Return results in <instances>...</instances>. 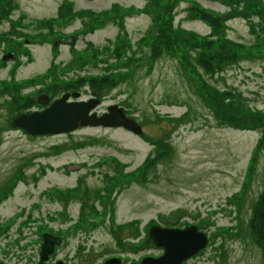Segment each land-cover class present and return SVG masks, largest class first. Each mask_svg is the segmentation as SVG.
I'll return each instance as SVG.
<instances>
[{"label": "rangeland", "instance_id": "rangeland-1", "mask_svg": "<svg viewBox=\"0 0 264 264\" xmlns=\"http://www.w3.org/2000/svg\"><path fill=\"white\" fill-rule=\"evenodd\" d=\"M164 1L12 0L0 19V226L18 206L62 204L48 197L59 189L76 213L86 189L105 187L106 215L88 193L97 224L69 237L84 241L75 264L154 256L150 226L191 224L206 244L184 264H264V7L249 4L264 0ZM63 93L97 99L96 113L114 103L141 132L12 123ZM5 235L0 257L23 264Z\"/></svg>", "mask_w": 264, "mask_h": 264}, {"label": "water", "instance_id": "water-1", "mask_svg": "<svg viewBox=\"0 0 264 264\" xmlns=\"http://www.w3.org/2000/svg\"><path fill=\"white\" fill-rule=\"evenodd\" d=\"M71 36L65 38L70 41ZM56 42V41H55ZM67 94L63 93L58 98L52 99L48 105L28 113H18L12 117V123L22 128L28 134L55 133L71 130L78 125H110L123 126L133 132L140 133L141 129L136 121L126 116L122 107L109 104L103 113L96 114L94 111L88 113L97 104V99L92 97L83 100H66ZM48 96L41 94L37 101L44 103ZM148 237L152 243L162 250L157 256H145L140 259L139 264H179L182 260L196 252L206 243V236L202 231H196L194 225L184 228H159L150 226ZM47 236L41 245L39 261L45 258L51 248L46 244ZM118 257H108L105 264H116ZM0 264H3L0 261Z\"/></svg>", "mask_w": 264, "mask_h": 264}, {"label": "flooded vegetation", "instance_id": "flooded-vegetation-1", "mask_svg": "<svg viewBox=\"0 0 264 264\" xmlns=\"http://www.w3.org/2000/svg\"><path fill=\"white\" fill-rule=\"evenodd\" d=\"M107 106L108 105L105 106V110ZM95 108L93 109V111H95ZM105 110H103L100 113H103ZM100 113H96V114H100ZM133 119L136 121L135 118ZM51 184L52 183H48L45 187H43V190L41 189V191L48 193L46 189L51 188V186H55ZM114 187L115 186H113L112 190L114 189ZM98 190H99V187L92 188L91 190L86 189L84 193L85 196H83V198L79 197L78 199H76L77 202H80L76 213H70L68 209L69 205L66 201L67 200L69 201V199L71 198L68 197V194H65V192H62L61 189H59V191L53 192V195L49 194L48 196L50 198H53L54 196L58 194V198L61 199L62 204L59 203L58 206L54 207L53 209H48L44 207L43 200L41 201L36 200L37 202H31L30 204L32 205H27L26 207H23L21 211L18 206L14 210V212L9 214V216L6 218V221L3 222L0 226L3 228L6 234L4 238L5 240H7V242H5L4 246H7L8 244H10V246H19L18 251L20 252L21 258L23 259L22 261L23 264H75L77 260V256H78L76 254L78 253L77 251L84 250V246L81 247L83 243L81 245L80 242H84V241L77 239L75 240L74 247H71V245L69 244L70 243L69 237L72 238L74 236L75 230H78L75 233L76 235H79L77 232H81L84 228H87V229L89 228L91 230L92 228L89 225L92 220H95V222H93L94 227L97 224V221H96L97 219L91 216L89 217V215H91V212H88V209L85 208L86 206L85 199L87 198L86 196L88 195V193H91V194L93 193L94 195L97 193L98 195L95 201L94 200L92 201L91 208L95 212L97 211L96 213L101 212V216L106 215V204L108 205L109 201L105 199V197H103L102 195L104 193L107 194V189H105V187L103 188L104 193L99 192L101 191V189L99 191ZM112 190L110 189L109 195ZM100 196H102L103 198L101 199ZM80 199L81 201H79ZM98 201L99 203L97 206ZM113 202H114V198H113ZM72 204H73V201H72ZM97 207L99 208V210H97ZM85 209L87 211H85ZM16 210H19L20 213L14 214ZM4 218L5 217L1 216L0 220H5ZM8 220H11L13 222L9 223ZM172 226H174V228L181 227L180 225L179 226L172 225ZM126 229L128 228L126 227ZM124 230L122 231L119 229V234L122 235ZM12 236L15 237V240H14L15 243H11L9 241V239ZM46 236H47V239L45 242L51 248V250L46 253V256L44 259L39 261L41 245L43 244L44 237ZM151 246L156 247L159 250V252L156 253V255L154 256H157L160 253H162V250L156 245H154L153 243H151ZM0 260L4 262L3 264H7L5 262L7 260L4 259L3 257L2 258L0 257ZM104 260H103V263H104ZM136 260H133V262H131L130 264H139L140 259L137 261ZM186 260H183L179 264H184ZM122 262L123 260L119 256L118 262L116 264H122Z\"/></svg>", "mask_w": 264, "mask_h": 264}, {"label": "trees", "instance_id": "trees-1", "mask_svg": "<svg viewBox=\"0 0 264 264\" xmlns=\"http://www.w3.org/2000/svg\"><path fill=\"white\" fill-rule=\"evenodd\" d=\"M9 2L8 3H4V4H0V19L1 18H3V17H6V18H8V14H9V11L11 10V8H12V0H8ZM150 1V0H149ZM156 1H162V0H156ZM168 3V0H165L164 1V4L163 5H156V7H162V6H165L166 4ZM160 4V3H159ZM251 6L250 7H255V6H259L258 7V11H262L263 10V8L262 7H264V4H262L261 2H257V1H254V2H250L249 3ZM150 5V4H149ZM151 7H149V9H150ZM152 11H154L153 9H151ZM263 12V11H262ZM12 20V19H11ZM172 26V25H171ZM2 35H3V33H2ZM2 35H0V39H1V37H2ZM222 41L224 42V43H228L230 46H232V47H238V48H242V50L243 51H245V49H246V47H244L242 44H238L237 42H235V41H233V40H230V39H226V38H223L222 37ZM180 42V41H179ZM184 44V43H183ZM228 49H229V46H226ZM250 48H252V47H250ZM160 49H162V47H160ZM234 48H232L231 50H233ZM22 111H26V110H21L20 112H22Z\"/></svg>", "mask_w": 264, "mask_h": 264}]
</instances>
